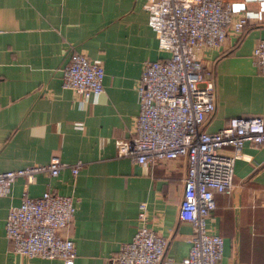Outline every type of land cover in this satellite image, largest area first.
I'll use <instances>...</instances> for the list:
<instances>
[{"label":"crops","instance_id":"obj_1","mask_svg":"<svg viewBox=\"0 0 264 264\" xmlns=\"http://www.w3.org/2000/svg\"><path fill=\"white\" fill-rule=\"evenodd\" d=\"M244 13L241 33L229 30L219 47L201 53L214 74L215 108L203 127L216 130L231 115L264 116V79L252 49L264 36V0H222ZM103 64V90L79 97L61 83L72 50ZM167 54L148 23L143 0H0V170L61 160L55 175L18 176L0 192V264H62L60 257L14 251L5 235L9 207L22 192L50 187L75 199L65 232L75 244L74 264H107L140 223L167 238L157 264H187L191 223L178 216L187 159L184 154L138 162L116 154V137L133 134L136 84L145 58ZM231 146L221 150L229 152ZM233 166L229 193L216 191L206 218L223 238L220 264H264V143L245 140Z\"/></svg>","mask_w":264,"mask_h":264},{"label":"built area","instance_id":"obj_2","mask_svg":"<svg viewBox=\"0 0 264 264\" xmlns=\"http://www.w3.org/2000/svg\"><path fill=\"white\" fill-rule=\"evenodd\" d=\"M148 23L160 49L167 54L145 58L136 84L138 112L134 132L116 137V154L138 162L184 154L187 159L178 216L191 223L187 264H220L223 238L210 231L206 218L215 206L214 193H229L235 158L245 140L264 143V116L231 115L216 130L203 127L215 108L214 74L201 53L219 47L230 29L241 33L244 13H234L222 0H143ZM252 55L264 79V36L254 44ZM104 68L100 61L74 49L63 67L61 83L79 97L103 90ZM231 146L229 152L221 148ZM83 165L61 160L56 152L46 162H34L0 170V192L18 176L30 181L36 172L55 175L68 166L75 175ZM75 199L50 187L40 194L24 190L20 201L7 212L4 227L14 251L33 256L60 257L74 264L75 244L65 229L73 219ZM145 201L139 204L140 220L130 239L110 255L107 264H157L164 257L167 238L145 223Z\"/></svg>","mask_w":264,"mask_h":264}]
</instances>
